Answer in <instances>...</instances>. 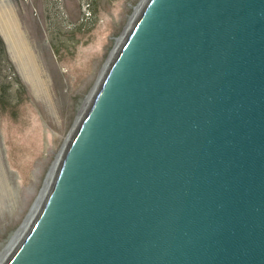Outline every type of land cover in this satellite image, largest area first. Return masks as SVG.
I'll return each instance as SVG.
<instances>
[{"label":"water","instance_id":"95a60500","mask_svg":"<svg viewBox=\"0 0 264 264\" xmlns=\"http://www.w3.org/2000/svg\"><path fill=\"white\" fill-rule=\"evenodd\" d=\"M88 97L0 264H264V0H141Z\"/></svg>","mask_w":264,"mask_h":264},{"label":"rangeland","instance_id":"374dc122","mask_svg":"<svg viewBox=\"0 0 264 264\" xmlns=\"http://www.w3.org/2000/svg\"><path fill=\"white\" fill-rule=\"evenodd\" d=\"M87 2L92 18L83 23ZM140 2L0 0L26 48L22 54L0 31V259Z\"/></svg>","mask_w":264,"mask_h":264},{"label":"bare ground","instance_id":"6f19581e","mask_svg":"<svg viewBox=\"0 0 264 264\" xmlns=\"http://www.w3.org/2000/svg\"><path fill=\"white\" fill-rule=\"evenodd\" d=\"M140 5V4H139ZM138 8V6H137ZM5 11V10H4ZM10 11H6V12H0V31L1 33L3 34V36L7 39V41L9 43H13L15 44V47H17L20 51H22L21 53H25L23 51H26V48H25V44L24 42L21 40L20 36H19V33L17 32L16 28L18 27V25L16 24L15 22V19L13 18V16L11 15V13H9ZM132 18V17H131ZM131 20V19H130ZM19 31V30H18ZM15 49V48H13ZM28 49V48H27ZM30 50V49H29ZM25 55V54H24ZM23 56V55H22ZM41 81V80H40ZM89 98V97H88ZM87 98V100H88ZM86 104V103H85ZM84 104V105H85ZM83 105V106H84ZM82 106V108H83ZM81 108V109H82ZM56 164V163H55ZM55 167V165L53 166ZM54 169V168H53ZM53 169L51 170L50 172V176L53 172ZM49 181V176H48V179L46 181V185H47V182ZM45 188V187H44ZM44 190V189H43ZM42 190V192H43ZM42 192H41V195H42ZM41 195L38 197V199H40ZM39 201V200H38ZM38 202L35 203V205L33 206V209L31 210L27 220L29 219L30 215L32 214L36 204ZM26 220V222H27ZM25 222V223H26ZM25 225V224H24ZM23 225V227H24ZM18 235V233H17ZM17 235L15 236V238L17 237ZM13 238V239H15ZM14 241V240H13ZM13 241L11 242V244L13 243ZM11 246V245H10ZM7 250V249H6Z\"/></svg>","mask_w":264,"mask_h":264},{"label":"trees","instance_id":"16d2710c","mask_svg":"<svg viewBox=\"0 0 264 264\" xmlns=\"http://www.w3.org/2000/svg\"><path fill=\"white\" fill-rule=\"evenodd\" d=\"M92 18V9H91V3H86V11L82 14L80 21L81 22H87Z\"/></svg>","mask_w":264,"mask_h":264}]
</instances>
